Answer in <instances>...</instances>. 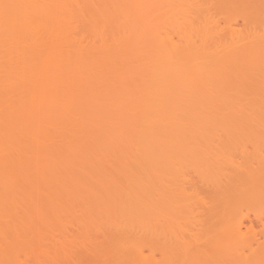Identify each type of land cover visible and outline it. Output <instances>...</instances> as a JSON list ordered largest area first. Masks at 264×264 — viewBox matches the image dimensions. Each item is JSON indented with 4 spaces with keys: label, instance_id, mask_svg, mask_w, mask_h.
I'll use <instances>...</instances> for the list:
<instances>
[{
    "label": "bare ground",
    "instance_id": "obj_1",
    "mask_svg": "<svg viewBox=\"0 0 264 264\" xmlns=\"http://www.w3.org/2000/svg\"><path fill=\"white\" fill-rule=\"evenodd\" d=\"M173 1L0 0V264H148L165 143L263 125L261 24L231 28L243 0Z\"/></svg>",
    "mask_w": 264,
    "mask_h": 264
},
{
    "label": "rangeland",
    "instance_id": "obj_2",
    "mask_svg": "<svg viewBox=\"0 0 264 264\" xmlns=\"http://www.w3.org/2000/svg\"><path fill=\"white\" fill-rule=\"evenodd\" d=\"M240 1L242 2V0ZM252 1L243 0L242 3L243 6L241 5V7H244V5H246V7L242 9H240L241 7L239 5H237L239 9L233 5L234 7H232L229 12L230 19L233 20L234 16L238 18L240 16L239 14H241L238 13L235 14L234 16L231 15L234 14L233 8L242 11L241 15L245 14V16H243L244 18L242 16L240 17L242 21L239 18L238 19L234 18V20H236V21L233 20L234 24L229 23L231 28H236L235 30H237L238 28L240 29L241 28L240 25L242 24V22H244L246 18L249 17V15L253 14V16L251 15L252 18L254 17L252 27L256 24V21L258 20L259 25L260 24L261 25L259 26L257 23L259 27H256V25L254 27L256 28V30H260L261 32L264 31V27H263L264 22H261V19L262 21H264L263 19L264 8L261 9L262 5H264L263 4L264 0H260L259 3L258 1L255 0L260 5L256 3L255 5H253ZM252 6L255 7V9L253 8L254 9L253 11L251 8ZM236 9H235V13L237 11ZM244 9L245 11H248V13L251 12L252 13L248 14L247 12L244 11ZM260 11L263 12L262 15L261 14L259 15ZM232 20H230V22H232ZM243 27L244 26L242 24L241 30L244 29ZM247 117L250 120L249 116ZM236 118L240 121H238L237 119L229 118L227 124L226 122L227 119L224 120L225 119L224 117L223 120L226 122V124H224V127L226 126V128L222 127L223 130L222 128H219L220 130L219 132H218V128H216L217 127L216 126L217 122H216L215 123L216 127H213L212 125L214 123H212L211 126L213 128L210 129L216 133L214 132L211 133V131L209 130L210 131L209 133L208 132L201 133L200 131V133L197 132L192 135L190 134L191 133L190 132L189 133L190 139H189L187 138L188 133L183 132L184 134L179 133V136H181V138L183 139V140L180 139V142L177 141L173 145L165 143L166 145L164 148L167 151H169V153L171 152L172 155L167 154L166 152L165 153L166 155H164L165 160L163 159L164 168L162 167L163 168L162 171L164 170L163 173L167 172L164 175L162 174L164 176V177L162 176L163 177L162 185L164 184L162 188L165 189V190L163 189L165 196L164 204H166L165 206L166 208L164 207L163 208L165 210V213L166 212L171 213L170 217H173L174 221L176 220V223L172 221L173 218L167 216L168 217L167 219L165 217L166 215H169V213L168 214L166 213V215H164L163 213L164 217L166 218V220L163 221V223L168 224L167 221L168 220L170 221L172 219L171 220L172 224L170 225L173 224L174 225L170 226L168 224L167 226L165 224L166 226H164L163 224L162 225L163 227L161 228L164 231L161 230L162 231L161 232L159 229L158 232H161V235L159 234L160 240L158 239L156 240V242L152 241L154 240L152 238L150 240L147 238V236H149V238L153 236L152 231L148 233L149 235L147 234L146 238L149 240V242L147 243L148 246L145 243L147 247L143 246L142 247L143 249L140 248L143 251L142 250L140 251H142V253L144 252L143 253L144 257L147 256L146 258L148 259L146 260H148V264H150V261L151 264L152 263L153 264H247V263L260 264V262L264 264V188H263L264 187V180H263L264 179V123H263L264 121L262 122L263 124L262 126H258L261 124L255 125L256 123H251L248 121L245 122L244 121L245 119H241V117H239L240 119L238 117ZM262 118H264V116ZM231 119L237 120V123L239 124L237 123L232 124V122L230 123ZM251 119L253 120L254 118L252 117ZM257 119L258 121H260V116ZM216 120H220V119H216ZM242 120L243 122L241 124L243 123L247 124L248 122L249 124L251 123L250 126L247 127V125L245 124L247 128L242 127L240 124ZM221 122L222 121H220V123ZM229 123L233 125L232 128ZM235 126L241 127L242 130L241 129L239 130V127L236 130ZM214 128H216L217 131H215L216 129ZM229 128L231 129V131ZM247 129H249L248 130L249 132H247ZM233 130L235 132H232ZM221 131L225 133H221ZM193 136L195 139L199 137L198 138L200 139L199 142L197 139L195 140ZM206 137H208V139H206ZM169 145L171 147L170 149H169ZM224 150L225 153L228 154H226L225 156L224 153V158H222L221 161L219 160V162L216 161L218 157L217 158L215 157L216 158L215 160L211 156V154L214 155V153L218 154L221 152L223 154ZM182 153L183 156L188 155L190 160H187L188 157H186V159H183L185 158V156L182 157V160H180L179 157L181 156ZM197 153L199 154L200 159L197 158L198 157ZM191 154L193 155V157ZM168 155L170 156L168 157ZM171 156L172 158L174 157L173 159L174 161L176 159L175 157H177V159L179 158L178 160L180 161L177 160V162L175 161V163H171L172 159L169 160ZM203 157L205 158L203 159ZM207 157L210 158L208 159ZM225 157L228 158V160ZM201 158L203 160H201ZM195 159H197L198 161ZM211 159H213V161L215 160L217 164L214 163L213 161H210ZM258 160H261L259 161V164L255 163L258 162ZM191 161L194 163L196 162L198 163L194 164ZM200 162H202L203 164ZM244 167L245 168L248 167V169H250V171L254 173L251 177L253 178L252 181L254 182V184L256 183L257 186L260 185L261 188H263L262 189L263 193L260 197H258V199L256 198L248 202L246 201L244 202L243 200L241 201L242 199L241 193L244 192L245 189L248 187L247 181H249V179L245 175ZM261 174L262 176L259 177V175ZM243 186L244 188H242ZM238 187H239V191H237ZM240 187L242 189H240ZM235 194L241 197V199L237 197ZM210 197L213 199L214 197H219V198L222 197V198L221 201L220 199L217 201L218 204L217 203L215 205L213 204L214 205L213 206L212 205L213 200L210 201L211 200ZM170 205L172 206L168 208ZM210 208H213L212 210H214L215 214L213 213V211L212 212L210 211L211 210ZM215 211H217V214L220 213L221 218L217 217L218 215L216 214ZM209 212H211L212 214ZM209 214L215 216L217 215L216 217L219 219L217 220L215 216H214L215 218L212 216V218H214L212 220L209 217ZM176 216L177 218L175 219Z\"/></svg>",
    "mask_w": 264,
    "mask_h": 264
}]
</instances>
